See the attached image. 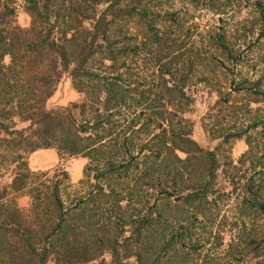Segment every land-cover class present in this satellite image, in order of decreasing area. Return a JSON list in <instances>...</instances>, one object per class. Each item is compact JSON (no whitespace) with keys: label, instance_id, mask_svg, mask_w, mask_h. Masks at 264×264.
I'll return each instance as SVG.
<instances>
[{"label":"trees","instance_id":"16d2710c","mask_svg":"<svg viewBox=\"0 0 264 264\" xmlns=\"http://www.w3.org/2000/svg\"><path fill=\"white\" fill-rule=\"evenodd\" d=\"M17 1L0 0V264H199L224 197L216 150L237 140L240 212L264 221V75H249L264 63L251 51L264 0L253 39L185 27L183 6L214 0H20L26 28ZM63 75L83 100L52 107ZM197 86L213 150L186 116ZM49 149L84 158L81 179L32 170ZM68 187L82 191L65 199ZM246 239L258 254L264 234Z\"/></svg>","mask_w":264,"mask_h":264},{"label":"rangeland","instance_id":"374dc122","mask_svg":"<svg viewBox=\"0 0 264 264\" xmlns=\"http://www.w3.org/2000/svg\"><path fill=\"white\" fill-rule=\"evenodd\" d=\"M214 1L215 8L212 11L210 9H193L188 5L181 8L182 15L186 20L185 27H190L194 35L203 32L205 29L215 30L218 27H223L229 34L233 33L237 39L245 32L248 35L252 32V39L258 34L252 8V3L255 0ZM16 21L23 28L29 25V17L23 11L20 0L16 4ZM251 51L255 55L260 54L264 59V41L256 43ZM5 63H8V59H5ZM252 73L256 76L259 74L264 75V63L260 62L254 71H249V75ZM195 89V103L186 115L193 124L192 138L201 147L213 150L217 145L216 141H210L201 128V121L207 109L208 99L200 86ZM82 100L83 95L76 92L71 87L69 78L63 75L56 86L50 103L52 107H59ZM236 103L237 105L240 104L239 101ZM246 149L243 140H237L229 145H222L216 150L218 159L216 188L224 194V197L217 201V206L213 209L214 220L210 228L211 236L205 234L208 243L203 240L199 264H202L204 259L211 261V264H257L264 257V243L260 245L258 254L251 252L248 248L245 249L244 241L254 231L264 234V221L259 217L240 212V198L238 196L240 185L237 182L238 178L232 179L237 173L236 170L240 168L238 162L240 155ZM39 159H44L47 165L38 170H47L49 174L64 170L68 173L69 182L71 183H76L86 163V160L81 157H65L62 160H56L55 151L52 149L43 151L32 158L33 162ZM232 167L236 169H232ZM30 168L33 167L30 166ZM241 174L242 171H239V175ZM3 181L8 182V176H5ZM75 191L81 192L82 189L73 190V188L68 187L63 191L62 196L66 199L69 195L70 198ZM18 204L22 208L27 207V198L19 197ZM216 236L219 238H216Z\"/></svg>","mask_w":264,"mask_h":264},{"label":"crops","instance_id":"0c3cea01","mask_svg":"<svg viewBox=\"0 0 264 264\" xmlns=\"http://www.w3.org/2000/svg\"><path fill=\"white\" fill-rule=\"evenodd\" d=\"M45 152V151H48V150H40V151H37V152H34V153H32L30 156H29V159H28V162L30 163V166H32L33 168H32V170H38V169H41V168H43L44 166H46L47 165V162L46 161H44V159H39L38 161H35V162H33V160H32V158H34V157H36L38 154H40L41 152ZM56 160H57V156H56ZM81 177H82V174L80 175V177H79V179H81ZM78 179V180H79ZM77 180V181H78ZM76 181V182H77ZM73 182V181H72Z\"/></svg>","mask_w":264,"mask_h":264}]
</instances>
